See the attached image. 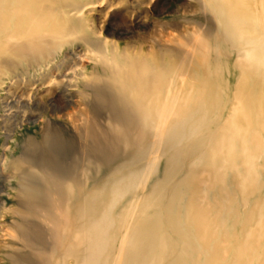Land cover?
Segmentation results:
<instances>
[{
    "label": "bare ground",
    "instance_id": "1",
    "mask_svg": "<svg viewBox=\"0 0 264 264\" xmlns=\"http://www.w3.org/2000/svg\"><path fill=\"white\" fill-rule=\"evenodd\" d=\"M202 2L217 23L211 39L216 60L207 83L203 61L208 50L203 46L185 51L182 59L158 60L143 50L130 51L119 43L93 38L84 11L88 0H0V83L13 71L50 65L62 47L82 39L103 59V78L121 105L106 116L111 129L135 122L156 135L151 144L154 155L145 169H130L111 185L92 189L82 198H77L69 171L50 147L42 159L29 158L37 168L33 175L38 183L25 177L20 191L27 202L45 203L47 239L59 246L49 256L31 232H24L22 249L29 247L41 255L42 264H54L52 259L61 251L65 256L59 257V264L71 257L75 264H264V182L260 181L264 138L251 127L254 115L264 131V20L255 18L254 0ZM260 7L264 17V0ZM230 46L240 52L241 79L234 95L238 105L221 129L216 124L229 104L233 77ZM252 75H257L253 83ZM252 87L262 92L255 102L250 97ZM85 116L82 154L101 163L112 154L110 138L115 136L96 131L100 115L95 110ZM47 138L52 142L51 134ZM208 142L212 143L201 169ZM163 152L170 159L160 177ZM189 166L191 171L181 176ZM201 171L205 176L199 175ZM229 174L245 207L249 205L244 217L241 210H233L236 198ZM157 177L160 181L148 200L159 210L144 211L141 204L133 203L121 210L122 218L116 217V210L130 201L128 196ZM213 192L218 197L211 199ZM254 195L257 199L251 206ZM134 211L137 218L128 227L124 216ZM167 230L170 235H163ZM177 250L182 252L170 258ZM15 260L36 264L19 254Z\"/></svg>",
    "mask_w": 264,
    "mask_h": 264
},
{
    "label": "rangeland",
    "instance_id": "2",
    "mask_svg": "<svg viewBox=\"0 0 264 264\" xmlns=\"http://www.w3.org/2000/svg\"><path fill=\"white\" fill-rule=\"evenodd\" d=\"M254 1L258 12L255 18L258 21L264 20L260 7L261 0ZM88 2L90 3L84 7L85 16L95 32L92 37L96 40L112 41L119 43L122 49L126 46L130 51L143 50L150 54L149 57L172 61L182 59L185 51L193 52L198 45L203 46L208 50L203 63L206 72L205 82L209 81L216 60L211 39L216 33L217 23L213 14L203 8L202 0H88ZM230 48L233 51L231 63L233 77L229 104L221 112L216 124V127L221 129L226 128L232 112L238 105L234 95L241 79L237 68L240 52H236L233 46ZM56 56L50 65L44 63L26 71L22 69L13 71L0 83V264H22L15 260L16 254L23 255L33 263L42 264L41 255L34 254V250L29 247L22 249L24 232H31L36 241L45 247L41 251L49 256L52 255L51 249L54 251L59 248L58 245L49 243L47 239V224L43 222L45 221L43 213L47 210L43 205L45 203L27 202L20 191L25 177L38 183L35 181L36 175H33L37 168L29 158L42 159L48 155L47 150L50 147L49 151L55 153L60 163L69 171L71 175L69 181L77 198L78 196L82 198L92 189L94 191L105 184L111 185L117 177L130 169H145L154 155L151 144L156 135L153 136L149 128L129 122L125 127L111 129L106 116L121 105L116 98L115 90L108 86L103 78L105 65L103 59L96 55L91 46L78 39L62 47ZM104 60L110 65L109 60L105 58ZM55 64L61 65V68L56 69ZM99 78L102 79L101 82ZM256 78L257 75H252V83ZM217 87L220 89L219 84ZM260 93L262 94L257 88L250 89L253 102L261 95ZM100 98L104 99V102L100 101ZM256 108V104L253 103L251 110L254 111ZM91 110L100 115L96 131L99 133L109 131L110 135L115 136V139L110 138L112 147L109 150L112 154L108 159H102L101 163L83 155L81 149L86 125L85 114ZM254 117V115L251 117V127L264 138V131L256 124ZM240 124L242 127L247 126L242 120ZM50 134L52 142L47 138ZM211 143H206L203 149V161L199 162L203 165L199 167L201 169L206 164L204 161ZM160 155L162 163L158 176L162 177L170 158L166 152ZM191 160L194 161L193 158ZM190 171L191 166L187 167L181 176ZM199 175L202 177L205 173L201 171ZM160 177L154 179L147 188L138 191L135 196H128L127 200L130 201L116 210V217L121 215L122 218L124 213L120 214L121 210L133 203L141 204L144 211L147 208L159 210L161 207L152 205L148 199ZM228 180L233 197L236 198L234 201L237 206L233 204V210H241L244 217L248 211L245 209L249 208V205L245 207V200L235 188L232 174H229ZM260 181L264 182V171L261 172ZM133 197L136 199L133 200ZM209 197L214 199L218 196L213 192ZM202 199V196L198 197V201ZM256 199L255 195L251 198V206ZM66 203L62 202V207L66 206ZM124 217L128 227L135 217L137 218L135 211L128 218ZM70 224L73 225L71 218ZM167 233L170 235L168 230L162 234ZM180 252L182 251H172L169 256L174 257ZM60 256L63 258L65 254L62 251L59 255L56 253L52 263L59 264ZM66 264H75L74 258H69Z\"/></svg>",
    "mask_w": 264,
    "mask_h": 264
}]
</instances>
